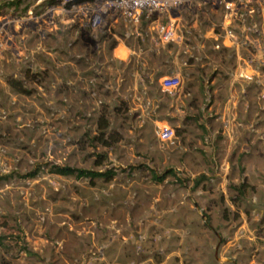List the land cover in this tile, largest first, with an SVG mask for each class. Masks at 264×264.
I'll list each match as a JSON object with an SVG mask.
<instances>
[{
    "label": "rangeland",
    "instance_id": "1",
    "mask_svg": "<svg viewBox=\"0 0 264 264\" xmlns=\"http://www.w3.org/2000/svg\"><path fill=\"white\" fill-rule=\"evenodd\" d=\"M192 6L184 22L220 21V11ZM68 10L58 0H0V264H251L249 237L264 238V189L245 176L253 147L264 166L261 49L240 51L256 59L240 68L230 56L203 69L251 87L233 118L228 94L161 91L171 62L158 39L148 64L105 73L101 45L111 37ZM255 21L249 38L264 41V14ZM247 68L251 81L237 76ZM165 125L168 142L158 137ZM55 166L114 177H64Z\"/></svg>",
    "mask_w": 264,
    "mask_h": 264
},
{
    "label": "crops",
    "instance_id": "2",
    "mask_svg": "<svg viewBox=\"0 0 264 264\" xmlns=\"http://www.w3.org/2000/svg\"><path fill=\"white\" fill-rule=\"evenodd\" d=\"M182 22L183 23H181L180 25L181 30H179L180 37L176 43L170 42L168 44H165L161 42L159 44L162 46V49L165 50L164 52L168 57V62H171V75L167 76L166 79L178 78L180 80V86L176 89L173 96H177V98H180L182 96L184 99H186L191 96L196 97L201 96L202 94H208L209 92H211L213 95L217 94L218 91L223 93L225 96L226 94H228L227 98L229 101L233 102V108H231L229 112V105L226 106L225 113L227 115H229L230 113L233 118H235L236 114H241L244 112L243 107H240V111L235 110L237 99L240 96L246 97L247 99L252 97V94L250 92L252 91L251 87H248L247 90L242 89V87L238 88L237 85H234L235 79H232L233 76L228 77L227 73L225 72L223 76L215 72H210L207 75V72H204L203 69L205 67L212 66L213 64H215L216 66L219 65L220 67L227 66L229 64V58L227 57L230 56L232 57L230 66L235 65L236 67L240 68V62H242L241 60L245 58L244 54H242V56L244 57L240 56V50L230 52L228 49H223L221 51H215L213 49L214 34L217 33V29L215 28L216 24H210V26L203 27L197 20L189 23L186 21L184 22V20L182 19ZM158 23V20H154V22L143 21L141 25L134 27L126 23L123 19H115L111 15L106 17L100 32L106 35L105 40L111 37L112 42H102L101 45L104 64L106 67L104 70L105 73L112 74L116 72V66L122 63L126 67H128L131 62L137 63L138 61L140 62V64H148V61L145 58L149 50L155 51V55H158L161 49H157L152 43L154 39H158L156 27ZM116 27H119L120 29L122 28L120 33L111 34V29L114 31L116 30ZM241 31L242 29L239 27L237 33L241 35ZM250 40L253 43L255 42L251 38ZM256 45L259 49H261L260 51H262L258 54L257 64L264 65V41L258 40L255 42V46ZM187 46H190V48L196 47L197 49H199V62L196 63L190 61L189 64L184 65L183 62L185 58L181 54V52L185 50ZM249 47V51L255 50V47L253 45L251 46V44H249ZM254 60H256L255 57L253 58V62ZM242 65L245 66L243 62ZM246 67L249 66L246 65ZM241 71V73L250 72L249 68ZM79 73L80 70L77 69V78H80ZM132 74L134 76H139V72L136 71L135 74L134 72ZM149 79L151 80L152 76H149ZM140 84H142L141 81ZM161 91L167 93L163 88H161ZM167 94L169 95V93ZM245 109L247 110L246 112H248L249 115L251 113L253 114L254 112V109L251 108L250 110L249 105H247ZM209 110H211V108ZM225 124L227 125V128L232 129L236 134L239 133L238 131H240L241 128L244 129V125L239 122L234 123L228 120ZM241 145L249 147L253 145V141L250 142L247 139V141ZM254 151L255 149L253 147L251 155H248L247 165L249 167L247 170L248 172L245 176L247 177V180L249 181L248 184L251 187L255 186L264 189V184L262 182L264 180V166L263 164L256 162L261 157L258 158L257 155H254ZM261 218V216L258 217V219ZM257 240L262 241V245L264 244V238L250 235L249 242H253V247L255 248L254 251L249 252V256L252 259L251 264H259V257H262V261L264 264V254L262 253L264 252V247L259 248L260 244L258 245L256 243Z\"/></svg>",
    "mask_w": 264,
    "mask_h": 264
},
{
    "label": "built area",
    "instance_id": "3",
    "mask_svg": "<svg viewBox=\"0 0 264 264\" xmlns=\"http://www.w3.org/2000/svg\"><path fill=\"white\" fill-rule=\"evenodd\" d=\"M62 8H69L68 13L74 11L76 19L88 26L91 31L100 32L104 20L109 15L115 19H123L126 23L136 27L143 21L154 22L157 18L166 17L167 21L158 23V39L162 43H176L179 40V30L185 12L191 11L196 5L198 8L210 7L212 12H221V21L216 24L217 33L214 34L215 51L228 49L247 50L253 45L249 35L258 34L259 29L255 19L264 14V0H58ZM67 11V10H66ZM73 13V14H74ZM156 17V19H154ZM241 28V35L237 33ZM239 51V52H240ZM184 56V65L199 62V49L186 47L181 52ZM250 64L253 57L248 56L241 60ZM239 78L251 81L253 74L239 73ZM180 86L178 78L165 79L162 88L169 94L174 95ZM158 137L162 142H168L173 137V131L169 126H163L158 130Z\"/></svg>",
    "mask_w": 264,
    "mask_h": 264
},
{
    "label": "trees",
    "instance_id": "4",
    "mask_svg": "<svg viewBox=\"0 0 264 264\" xmlns=\"http://www.w3.org/2000/svg\"><path fill=\"white\" fill-rule=\"evenodd\" d=\"M108 124L102 122L99 124V129L101 130V134L103 135V131L107 128ZM54 174L64 176V177H74L76 179H89L90 181H94L96 179H103L105 181H110L114 177V173L112 172H96L91 170H83V169H76L72 167H58L55 166L51 171ZM33 176V175H31ZM154 179L157 181L162 182V178L154 176ZM195 187L200 185V181L194 182Z\"/></svg>",
    "mask_w": 264,
    "mask_h": 264
}]
</instances>
